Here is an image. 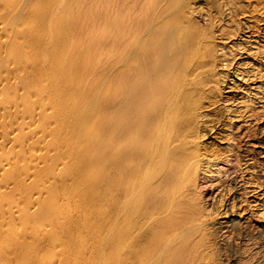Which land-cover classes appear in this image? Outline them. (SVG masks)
Returning <instances> with one entry per match:
<instances>
[{"label":"bare ground","instance_id":"1","mask_svg":"<svg viewBox=\"0 0 264 264\" xmlns=\"http://www.w3.org/2000/svg\"><path fill=\"white\" fill-rule=\"evenodd\" d=\"M92 1L97 4L103 0H91L90 3ZM172 1L146 0V47L141 52L142 56L146 55L145 130L141 121L143 114L135 113V102L122 95V91L121 96L118 92H109L110 100L103 106L106 108L110 103L117 106L122 102L123 115L115 128L108 125L100 128L89 121L88 117L95 116L97 111L94 114L92 104L90 110L94 107L93 113L88 114L89 104L85 105V101L89 96L86 89L89 78L85 84L79 77L87 73L94 76L96 71L88 65L82 66L78 57L67 58L68 45L73 41L66 35L67 31L57 32L54 28L60 22L79 25L86 18L82 15L84 6L81 3L72 16L68 14L70 4H74L72 0H0V264H86L87 252L78 247V243H71L76 236L70 234L76 228L75 222L81 223L83 219L74 221V212L86 217L93 207L96 214L106 200L115 198L124 172L101 174L109 167L107 150L111 140L119 130L126 128L146 134V180L141 179L146 181V247H161L159 253L164 256L167 248L176 247L179 242L175 243L178 233L174 240L169 238L170 234L200 215L199 206L203 200L199 190L200 173L207 162L214 161L211 157L222 154L221 151L209 154L208 146L201 143L207 134H204L207 124H213L209 126L214 128V121L221 122V107L216 105L219 108L216 111L214 105L224 98H217L215 102L212 98L219 90L218 82L225 81L227 75L222 71L219 73L218 66L225 61L229 65V54L234 59L235 52H249L253 44L258 45L256 53L264 59V0H222L226 20L243 27L237 33L230 31L228 24H221L216 29L212 18L208 28L204 26V29L200 26L193 29L190 21L188 25L178 24L177 18H173L175 11L170 8ZM214 7L218 11L220 5ZM236 36H240V40L233 43L234 46H228L227 40ZM218 46L228 47L229 53L219 56ZM37 53L41 56H36ZM123 75L120 83L125 92L130 76L127 72ZM98 92L88 103L99 102ZM256 103L255 100H244V112H251L249 117H260ZM225 108L229 115L236 113L230 107ZM210 115L220 118L210 119ZM203 122L207 125L205 128L201 126ZM255 128L253 125L254 135L258 127ZM86 130L105 136L98 155L88 152L89 145L84 139ZM252 131L246 132V136L253 135ZM241 138L239 135L238 144ZM143 146L140 141L136 146L133 144L138 154L143 151ZM245 150L255 165L257 152ZM220 159L226 160L222 156ZM86 162L90 165L84 171ZM82 183L90 188L86 189ZM74 200L78 202L74 204ZM76 203L84 206L77 207ZM233 221L228 220L225 224ZM85 222L88 221L82 225L86 226ZM70 243L76 245L72 250ZM53 249H58L55 253L67 250V257L64 254L53 259L45 256ZM147 253L149 250L146 249V256Z\"/></svg>","mask_w":264,"mask_h":264},{"label":"rangeland","instance_id":"2","mask_svg":"<svg viewBox=\"0 0 264 264\" xmlns=\"http://www.w3.org/2000/svg\"><path fill=\"white\" fill-rule=\"evenodd\" d=\"M74 1L72 0L74 6L70 4L71 9L68 14L73 16L81 3L84 6L81 9L82 15L85 14L86 18L79 25L72 23L67 25L68 22H60L54 28L57 32L66 33L67 31L66 35L73 41L68 45L69 53L68 51L65 53H68L67 58L78 57L82 66L88 65L89 69L92 67V71H96L94 76L92 73H87L79 77L81 82L85 81V84L89 80L86 86L89 96L85 105L89 104V107H86L90 110L92 107L90 105L94 104L95 110L93 111V107L90 111L88 110V114L91 115L93 112L95 114L97 111L95 116H90L92 120L88 117L89 121L97 123L96 126L100 128L107 127V125L115 128L117 120L123 115V109L120 108L122 102L118 103L117 106L111 103L106 108L103 106L110 100L107 97L109 92H118V96H121L122 91V95L125 94L135 102V113L143 114L141 121L146 130V55H141L143 48L146 47V0H110V2L109 0H98L99 3L97 2V4H94L93 1L90 3L91 0ZM86 1L89 3L85 4ZM215 4L220 5L218 11L215 10ZM223 4L222 0H173L170 8L174 9L173 18H177L175 19L178 24L185 25L187 23L188 25L190 21L189 25L193 29L199 28V26L201 29H204V26L208 28L209 20L212 18L216 22V29H219L221 24H224L223 26L228 24L227 28L233 33L242 31L241 25L237 26L236 23L226 20V14H223ZM215 13L217 14L214 15ZM104 16L106 20H104ZM240 19L242 18L240 17ZM63 23L66 27L63 26ZM64 28L65 30H63ZM237 40H240V36L227 40L228 46L233 45ZM88 45L89 48H87ZM257 46V44H253V48L249 52L244 51V54L235 52L234 59L233 55L229 54V65H227V61L223 65L219 63V73L222 71L227 75V78L225 81L218 82L219 90L212 100L215 102L218 100L217 98H224L223 101L221 100L220 103L214 105L215 108L216 105L221 107V122L217 121V118L220 117L213 116V114L210 115V119H217L213 122L214 128L209 126H213V124H207V126L204 122L202 123V127L207 126L204 133L207 134L201 139V143L204 142V145H201L208 146L211 155L217 154V151H221L222 154L211 157L214 161L207 162L200 173L199 190L203 198L200 201L202 204H199L200 215L182 224L178 231L169 236L170 239L173 237L174 240V235L178 233L176 234L179 235L178 237L175 235V243L179 240L178 245L167 248L169 249L168 252H164L165 255L162 257L159 253L161 247H146V181H143L146 180V134H140L136 130L126 128L119 130L115 139L111 140V147L107 150L109 167L101 174V176H106L109 173L116 175L121 171L124 172L119 182V188L115 192V198L106 200L105 205L102 204L96 214L92 211L93 207L90 209L91 213L89 211L86 217L77 215L79 214L78 211L74 212L76 214L74 221H79L82 218L85 220L82 219L81 223L75 222L74 228H79L80 231L79 229L76 231V228L71 231L73 233L70 234L76 235L73 236L71 243H76V245L78 243V247H83V250L87 252L86 264H154L155 259L158 260L159 258L158 263L155 262L156 264H264V59H261L256 53ZM217 51L219 56L220 53H229L228 47L218 46ZM39 53L36 56H41ZM96 67L98 68L96 69ZM126 72L130 76L127 86L129 88H125L127 91L123 92L120 81ZM101 80L102 82H100ZM96 92L99 95V102L91 103L92 98H96ZM90 100L91 102L88 103ZM244 100L257 102L256 107L253 106L260 117H255V119L251 116L252 119L248 116L251 112H244ZM221 104L226 106H221ZM218 107L216 111H219ZM225 107L236 110V113L229 115L228 109ZM205 119L208 120L209 118ZM93 122L90 126L93 125ZM253 125L254 129L256 126L258 127L255 130L256 135L253 134ZM96 126L94 125V127ZM209 129L211 130L208 131ZM246 129H249V133L250 130H253L251 132L253 135L246 136V132L248 133V131L245 132ZM99 135L86 130L84 139L89 145L88 152L90 154L98 155L103 148L105 136ZM239 135L242 137V141L238 144ZM252 136L254 137L252 138ZM137 141L144 144L143 151L139 154L137 148L133 147V144L136 146ZM246 148L257 152L259 164L257 161L254 165L253 160L247 157ZM221 156L223 159L225 157L226 160L222 161ZM89 165L87 163L84 166V171ZM91 168L93 166L88 169ZM125 178L126 180H124ZM82 185L85 188H90L86 184L82 183ZM113 200L118 205L115 206ZM131 200L133 201L130 202ZM75 201L78 202L74 200V204ZM137 202L141 204L137 205ZM81 204L77 205L76 203V206L79 207ZM83 206L84 204L81 207ZM114 206L116 209L113 208ZM139 208L141 209L139 210ZM135 209L136 211H133ZM101 211L103 215L100 214ZM131 212L133 213L131 214ZM106 213L109 214L106 215ZM96 219L100 221H95ZM232 219L233 222L225 224L226 221ZM84 221L89 223L85 222L87 225L83 224V229L82 223ZM95 224L96 226H94ZM88 227L91 230L95 227L96 230L91 232ZM86 228L89 231L88 234H86ZM82 230L84 231L82 232ZM78 232L82 233V241H80L81 236L78 235ZM179 232L181 233L179 234ZM181 236L182 238H180ZM77 237L79 241H77ZM75 238L76 241H74ZM71 243L70 250L76 246L73 244L72 246ZM63 247H67V245H63ZM146 249L149 250L148 256H146ZM55 250L47 251L45 256L53 259L64 254L67 257V250L61 249L60 253H55ZM76 252L74 254L78 253Z\"/></svg>","mask_w":264,"mask_h":264}]
</instances>
